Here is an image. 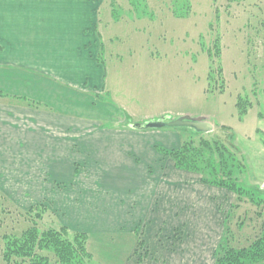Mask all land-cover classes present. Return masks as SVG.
Here are the masks:
<instances>
[{
  "label": "rangeland",
  "instance_id": "rangeland-1",
  "mask_svg": "<svg viewBox=\"0 0 264 264\" xmlns=\"http://www.w3.org/2000/svg\"><path fill=\"white\" fill-rule=\"evenodd\" d=\"M99 1L89 43L58 58L38 38L12 41L0 22V264L6 240L30 228L70 241L85 233L89 264H218L222 245L246 248L264 224L249 198L203 180L238 178L264 193V0ZM166 111L167 120L207 117L214 129L178 127L187 170L171 156L163 168L138 163L149 179L118 197L125 187L106 184L97 166L109 149L98 141L84 155L77 141ZM206 141L214 152L201 156ZM65 157L78 158L75 177L58 179L49 166ZM201 158L211 173L191 169ZM82 199L89 215L76 211Z\"/></svg>",
  "mask_w": 264,
  "mask_h": 264
},
{
  "label": "crops",
  "instance_id": "crops-1",
  "mask_svg": "<svg viewBox=\"0 0 264 264\" xmlns=\"http://www.w3.org/2000/svg\"><path fill=\"white\" fill-rule=\"evenodd\" d=\"M98 1L99 0H1L0 22L4 25L2 33L7 35L12 41L20 42L23 41V39L31 41L32 37L34 39L38 38L35 40L37 42L43 40L50 46L52 52H57V54H54L56 58L61 57L62 53L68 51L72 54L75 49V41L81 42L82 37L88 36L86 42L89 43V37L91 32H93L90 26L98 25L101 20V17H97V15L90 17L88 13L91 9L94 11L98 9L97 5L100 3V1ZM57 11L75 12L58 14ZM77 48L80 49V47ZM95 60L97 61L98 59L95 58ZM51 66L52 63L50 64V67ZM32 73L33 75H40L37 72L32 71ZM55 73H57V70ZM47 82L49 83L48 89H55L53 85L55 82ZM57 88L59 87L56 86V89ZM68 88L67 85L61 84V89L66 91L70 90ZM23 90H25L24 86ZM34 90H38V88L34 86ZM44 100H47V98ZM160 114L162 115L157 119L166 116L168 112L166 111ZM204 118L207 119V117ZM149 120L156 119H145L142 122ZM131 125L132 123H129L123 130L101 132V134H104L102 135L103 140H96L95 135L91 137L92 139H89L90 135H88L85 140H83V138H81V140L79 139L80 142L76 140L78 148L84 155L89 153L95 154L100 143H104L103 153L109 149L111 153L108 152V155H105L103 158H96L98 160L97 166H101L102 179L106 184L113 185L117 188L118 186L125 187V189H120L118 191L120 195L118 197H122L123 192V195H126V191L129 187H137L139 183L147 182L146 179H149L144 171L143 166L145 165L141 166L138 163L142 162L147 166L151 165L153 169L158 166L163 168L160 163H162V158H164V156L155 151V143L158 142L164 145L166 143V146H171L172 148L177 147L176 144L180 143V132L177 128L171 129L173 131H166L167 129L150 131L149 129L135 130ZM107 133L108 135H105ZM110 133H113L114 136L111 137ZM72 139L75 140V138ZM98 141L100 143H97ZM72 151L73 150H71L70 153ZM100 153L102 154V152ZM58 156H60V154H58ZM136 157H139L140 160ZM63 159V161H58L59 158H57L55 163L52 162L49 166L50 169L58 176V179L64 176L69 177L70 175L75 177L76 171L74 162L77 161L78 158H75L71 165L68 158L66 159L65 157ZM93 159L96 161L94 157ZM44 162H46V160H44ZM45 166L46 165H43V168ZM67 169L73 170V172ZM76 211L81 213L84 212L82 215H89L87 201L82 199L81 209L77 208ZM129 232L132 231L130 230ZM121 233L123 232L121 231ZM123 262L121 264H128L126 260H123Z\"/></svg>",
  "mask_w": 264,
  "mask_h": 264
},
{
  "label": "trees",
  "instance_id": "trees-1",
  "mask_svg": "<svg viewBox=\"0 0 264 264\" xmlns=\"http://www.w3.org/2000/svg\"><path fill=\"white\" fill-rule=\"evenodd\" d=\"M182 11H181V10ZM173 9L175 15L181 17L186 14L183 8ZM2 94V93H1ZM210 141V140H209ZM214 142H218L214 139ZM210 142H203L202 148L199 149L201 156L203 154L213 153V145L210 143V146L207 147L205 144ZM214 143V144H215ZM188 142H183L182 145L178 148L167 149L165 147L159 146V152L167 157H172L178 166L180 165L187 166L183 163L184 148ZM218 146V149L221 147ZM170 157V158H171ZM203 165H194L191 166L192 170L197 172L211 173L212 170L208 168L209 164L207 159L201 158ZM216 165H211V167L216 169ZM235 166L232 165L231 168ZM186 169L187 168H182ZM204 172V173H203ZM205 175V174H204ZM203 180L206 182H211L215 186L226 188L231 192L235 193L236 196L241 199L242 197L249 198V202L254 205L261 215H264V193L253 186L243 185L239 183V179L236 178L235 181H228V179H221L220 177L208 178L203 177ZM227 227V226H226ZM225 227V230H226ZM229 233V232H228ZM85 233H80L77 238L70 241L60 237V232L58 230H49L44 235L39 236V233L30 228L23 233V237H15L13 240H6V247L3 254V259L6 264H28L27 258H31V263L29 264H89V260H92L93 256L85 252ZM80 238V239H79ZM225 246V245H224ZM246 248H236L227 247L224 248L223 245L220 247L218 252V264H264V224L258 235L251 241L249 245L245 246ZM41 250H46L48 252H53L56 260L54 262H49V258L41 257L42 254L39 253ZM224 252V256L220 255V251ZM39 251V252H38Z\"/></svg>",
  "mask_w": 264,
  "mask_h": 264
},
{
  "label": "water",
  "instance_id": "water-1",
  "mask_svg": "<svg viewBox=\"0 0 264 264\" xmlns=\"http://www.w3.org/2000/svg\"><path fill=\"white\" fill-rule=\"evenodd\" d=\"M131 127L135 130L190 127L199 133H209L214 129V125L204 117L193 118L189 115L172 118L170 120H167L164 116L156 120L132 123Z\"/></svg>",
  "mask_w": 264,
  "mask_h": 264
}]
</instances>
